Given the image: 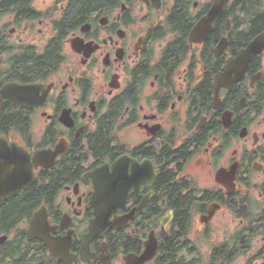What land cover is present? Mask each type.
<instances>
[{"label": "flooded vegetation", "instance_id": "obj_1", "mask_svg": "<svg viewBox=\"0 0 264 264\" xmlns=\"http://www.w3.org/2000/svg\"><path fill=\"white\" fill-rule=\"evenodd\" d=\"M51 2L0 0V264H264V0Z\"/></svg>", "mask_w": 264, "mask_h": 264}, {"label": "water", "instance_id": "obj_2", "mask_svg": "<svg viewBox=\"0 0 264 264\" xmlns=\"http://www.w3.org/2000/svg\"><path fill=\"white\" fill-rule=\"evenodd\" d=\"M222 4V3H221ZM218 10L217 8H215ZM220 10H222V6L220 7ZM232 74L228 71H226L225 74L218 76V82L219 86L223 85V81L225 82V78L231 79ZM22 88H17L15 85L9 86L8 88L4 89L2 92L3 97L11 98L14 93H18L19 96H22L23 94ZM1 103V102H0ZM38 158V156L34 157V160ZM10 161L12 162L15 170V175L18 176V183L15 185L13 191H7L3 193V195L9 194L11 192H15L17 190H21L23 187H25L29 182L33 179V169L31 164V155L22 149L21 147L17 148V150L12 152V156L10 158ZM0 170H10L9 162L2 158L0 160ZM6 183H0V191H3L6 187ZM9 185V183H8ZM99 199L102 200V195L99 194ZM116 209H106V208H100L95 210V219L92 220L90 227H89V239L93 240L95 237L99 236L104 232L108 227L112 226V223L109 222V217L112 213H116ZM127 217L126 219H129ZM155 245V244H154ZM155 254V247L151 251L150 242L147 244V249L144 253V255L139 259V261H145L149 258H151Z\"/></svg>", "mask_w": 264, "mask_h": 264}, {"label": "rangeland", "instance_id": "obj_3", "mask_svg": "<svg viewBox=\"0 0 264 264\" xmlns=\"http://www.w3.org/2000/svg\"><path fill=\"white\" fill-rule=\"evenodd\" d=\"M203 1V0H202ZM35 3L41 5L44 4L45 6H50V4L52 3L51 0H34ZM5 18V19H3ZM12 16L11 15H1L0 19H3V21H0V23H6L9 26L7 29L8 30H12L14 31V33L11 36L12 40H16L17 38H23L29 41H36V43L42 40H45L47 36L50 35L49 32V27L47 25H38L36 27L30 28L29 30L25 31L24 27L21 26L20 28L16 29L11 26L10 21H11ZM158 17H153L152 20H155V22L158 21ZM49 24V20H47V22ZM69 58H71V54L68 55ZM4 58H0V70H2V62H3ZM69 61V60H68ZM70 63V61H69ZM146 93L150 94L151 91L148 89H146ZM43 123V121L40 119L38 120V124L41 126ZM128 135V133L126 134V136ZM215 239L218 238V234L216 233L214 236Z\"/></svg>", "mask_w": 264, "mask_h": 264}, {"label": "trees", "instance_id": "obj_4", "mask_svg": "<svg viewBox=\"0 0 264 264\" xmlns=\"http://www.w3.org/2000/svg\"><path fill=\"white\" fill-rule=\"evenodd\" d=\"M105 0H95V2H93L94 4H98V5H100L101 3H103ZM166 25H167V27H168V29H170L171 27H174V24H172V23H170V22H168L167 21V23H166ZM175 28V27H174ZM177 29V28H176ZM165 55H167V54H165ZM180 57V53L179 52H177V50L176 51H172V52H170V60H172V59H177V58H179ZM23 65H24V63H22ZM9 115L11 116V117H14L15 118V120L12 122V124L10 125L11 127H18L20 124L18 123V117L14 114V113H12L11 112V110L9 111ZM26 123L27 122H25L24 124H23V127H25L26 126Z\"/></svg>", "mask_w": 264, "mask_h": 264}]
</instances>
